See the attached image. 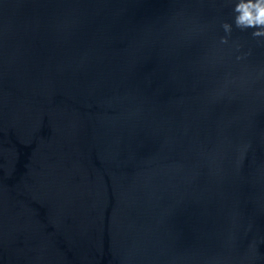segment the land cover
Here are the masks:
<instances>
[{
    "label": "water",
    "instance_id": "obj_1",
    "mask_svg": "<svg viewBox=\"0 0 264 264\" xmlns=\"http://www.w3.org/2000/svg\"><path fill=\"white\" fill-rule=\"evenodd\" d=\"M234 3L0 0V264H264V37Z\"/></svg>",
    "mask_w": 264,
    "mask_h": 264
},
{
    "label": "clouds",
    "instance_id": "obj_2",
    "mask_svg": "<svg viewBox=\"0 0 264 264\" xmlns=\"http://www.w3.org/2000/svg\"><path fill=\"white\" fill-rule=\"evenodd\" d=\"M233 13V23L237 29H253V38L264 37V0H235ZM221 27L227 35H231V24L225 22ZM220 43L227 44V36L222 37Z\"/></svg>",
    "mask_w": 264,
    "mask_h": 264
}]
</instances>
